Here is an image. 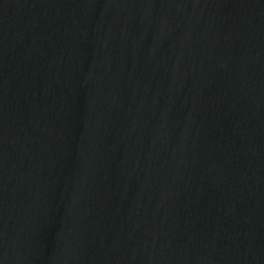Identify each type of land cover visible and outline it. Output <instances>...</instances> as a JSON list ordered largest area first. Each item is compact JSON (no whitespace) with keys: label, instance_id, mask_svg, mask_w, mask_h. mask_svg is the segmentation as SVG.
I'll return each instance as SVG.
<instances>
[{"label":"water","instance_id":"water-1","mask_svg":"<svg viewBox=\"0 0 264 264\" xmlns=\"http://www.w3.org/2000/svg\"><path fill=\"white\" fill-rule=\"evenodd\" d=\"M0 264H264V0H0Z\"/></svg>","mask_w":264,"mask_h":264}]
</instances>
